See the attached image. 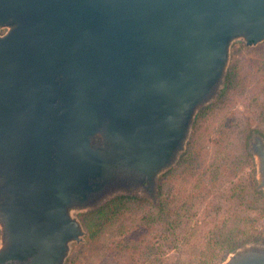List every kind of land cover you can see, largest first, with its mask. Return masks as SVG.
Returning <instances> with one entry per match:
<instances>
[{
    "label": "water",
    "instance_id": "water-1",
    "mask_svg": "<svg viewBox=\"0 0 264 264\" xmlns=\"http://www.w3.org/2000/svg\"><path fill=\"white\" fill-rule=\"evenodd\" d=\"M236 42H264V0H0V264H65L78 215L154 203ZM249 153L264 193L261 135Z\"/></svg>",
    "mask_w": 264,
    "mask_h": 264
},
{
    "label": "rangeland",
    "instance_id": "rangeland-1",
    "mask_svg": "<svg viewBox=\"0 0 264 264\" xmlns=\"http://www.w3.org/2000/svg\"><path fill=\"white\" fill-rule=\"evenodd\" d=\"M227 74L230 84L224 80L221 94L200 116L203 109L198 112L192 125L180 158L186 154L185 159L194 158L193 164L169 183L164 194L165 200H174L170 220L163 224L143 215L160 203V178L154 203L144 194L130 195L141 205L124 209L95 241L83 227L84 243L72 246L65 264H205L223 256L215 261L221 264L228 253L223 255L220 245L214 244L223 235L248 240L244 245H264V193L256 189L249 153L251 136L264 138V42L255 47L234 43ZM198 176L209 180L208 193L199 192ZM97 210L78 218L82 223L84 216Z\"/></svg>",
    "mask_w": 264,
    "mask_h": 264
},
{
    "label": "trees",
    "instance_id": "trees-1",
    "mask_svg": "<svg viewBox=\"0 0 264 264\" xmlns=\"http://www.w3.org/2000/svg\"><path fill=\"white\" fill-rule=\"evenodd\" d=\"M225 83L230 84L228 74L225 78ZM221 94V93H220ZM206 110V108H205ZM204 109L201 110L200 114ZM197 116V117H198ZM186 155V154H185ZM185 155L180 158L179 163L177 165V169H172L168 171L166 174H164L161 177L160 185H159V197H160V203L156 207H151V212L148 211V213H144V218H149V220L152 221H158L160 223H166L170 215H174V205L172 206V203H174V200H171L170 202L168 200L164 199V194L167 192V188H170L171 182H173L176 177H180L179 175L183 173L185 170L187 171V168L190 166L194 158L185 159ZM190 158V157H189ZM193 164V163H192ZM179 169H182L181 171ZM201 176H198L195 181L198 183L199 192L202 193H208L209 186H207L206 181H203V179H199ZM206 182V183H205ZM170 183V185H169ZM173 184V183H172ZM204 191V192H203ZM139 200H137L135 197H118L112 200L111 202L106 203L102 208L97 210L96 212H93L91 214H88L83 217L82 219V225L85 228V230L89 233V238L92 241H95L97 238H99L101 235L105 233V230H109L113 226V222H115V219L119 216V213H121L124 209L132 208L133 205L137 204ZM143 204V203H142ZM171 204V205H170ZM141 205V204H137ZM144 205H149L145 204ZM170 205V206H169ZM185 206V202L182 204V207ZM140 209L144 210L143 206H137ZM184 214L186 212H183ZM147 214V215H146ZM248 241V240H247ZM246 242L241 241L240 239L237 240L236 237L230 238L229 235H223L221 236L217 242H215L214 246H219V249L223 252V255L225 253H229L231 251H234L237 247L244 245ZM105 257H108L107 254V248H106ZM206 256H209L206 254ZM222 257H215L214 260H209L207 262H203L205 264H216V260H221ZM69 261V260H68ZM68 263V262H67Z\"/></svg>",
    "mask_w": 264,
    "mask_h": 264
}]
</instances>
